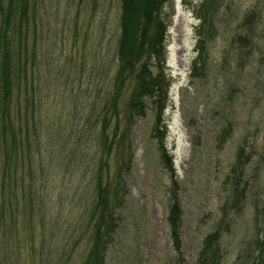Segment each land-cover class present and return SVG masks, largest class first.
I'll return each instance as SVG.
<instances>
[{"label":"rangeland","instance_id":"374dc122","mask_svg":"<svg viewBox=\"0 0 264 264\" xmlns=\"http://www.w3.org/2000/svg\"><path fill=\"white\" fill-rule=\"evenodd\" d=\"M29 2L28 33L23 22L12 34L15 18L5 30L0 13V264H85L102 190L104 264H264V0L163 9L164 65L147 62L162 79L176 178L152 100L131 119L136 77L117 111L109 101L122 0ZM175 195L180 249L167 221Z\"/></svg>","mask_w":264,"mask_h":264},{"label":"trees","instance_id":"16d2710c","mask_svg":"<svg viewBox=\"0 0 264 264\" xmlns=\"http://www.w3.org/2000/svg\"><path fill=\"white\" fill-rule=\"evenodd\" d=\"M170 0H122V12L119 24V39L115 49V68L112 70L113 84L108 92L111 105L114 110L117 111L118 100L121 95L123 83L129 80L131 76L136 77L135 91L132 94L129 101V110L132 113L131 119L136 115L143 116L149 106L148 101L152 100L154 107L158 109L156 116V124L154 128V136L158 139L160 149L162 152V158L167 165L168 170L176 178V170L174 168L173 158L169 155L166 149V123L164 120L165 103L163 83L160 74L154 75L148 60H154L158 66V69L162 68L166 56V38L168 27L162 17L163 9ZM210 0H204L203 6H207ZM5 0H0V13H4L5 30H9V27L13 23L11 32L13 35L19 33L23 34L24 25L26 26V33L29 32V13L30 2L29 0H8L5 4ZM35 7V6H34ZM33 7V10L36 9ZM201 15L202 26L200 27L199 35V50L201 52L200 60L204 59L206 41L204 38V28L208 24V18ZM35 18L36 14H35ZM38 20V19H37ZM27 21V22H25ZM27 39V38H26ZM24 41L18 38V46L23 47ZM9 54H12L13 50L6 49ZM4 51V52H5ZM12 63V60H10ZM8 80V78H7ZM6 80V81H7ZM10 94V91H6V96ZM136 114V115H134ZM113 119V117L111 118ZM5 125L7 123L5 122ZM116 129L119 131V123H117ZM116 133L115 135H117ZM112 146V143L111 145ZM244 156V150L241 149L239 157ZM237 187L239 184H235ZM104 190L100 194L101 205L105 201L103 198ZM175 193V192H173ZM172 205L169 210L168 224L171 230V236L177 249L181 247V231H182V219L183 208L180 199L175 195L172 199ZM99 203V204H100ZM100 206L96 207L93 215L98 217L97 220V232L95 233L96 243L92 247L88 259L85 264H104V252L105 242L107 243V236L103 237L102 226L106 224V220L111 216L110 205L104 206L100 209ZM99 226V227H98ZM219 231V230H218ZM216 232L209 236L206 240V247L210 248V242L212 239L221 238L220 232ZM108 244V243H107ZM105 247V248H104ZM104 248V250H103ZM107 252H105L106 254Z\"/></svg>","mask_w":264,"mask_h":264}]
</instances>
